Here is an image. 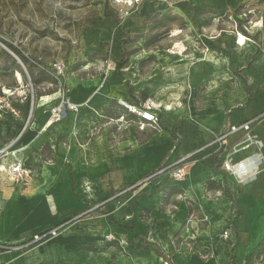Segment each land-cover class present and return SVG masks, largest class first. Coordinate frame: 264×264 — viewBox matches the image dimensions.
<instances>
[{
  "label": "crops",
  "instance_id": "1",
  "mask_svg": "<svg viewBox=\"0 0 264 264\" xmlns=\"http://www.w3.org/2000/svg\"><path fill=\"white\" fill-rule=\"evenodd\" d=\"M206 4L208 0L199 5ZM113 30L110 19L103 17L88 36L117 51L120 40ZM247 44L230 45L229 53L213 50L199 65L201 58H178L167 76L162 73L163 52L147 46L143 55L124 60V72L78 78L67 93L91 113L99 111L93 125L83 122L74 128L70 112L44 126L52 97L46 113L32 111L30 125L14 145L22 147L19 157L30 170L24 186L0 173V241L18 244L34 232L70 221L37 244L1 252L0 264H56L61 258L68 262L57 264H264V147L256 178L239 184L219 169V144L210 143L226 123L250 117L264 141V86L246 94L245 86L242 90L230 81L231 68L242 67L255 50ZM211 79L215 86L204 85L198 93V84ZM141 92L151 95L161 127L118 128L107 138L106 125L94 130L109 109L133 116L115 99ZM182 94L187 95L185 102ZM0 116L1 147L19 131L25 116L10 110ZM72 130L85 141L83 148L73 140ZM175 136L179 141L173 148ZM199 147L184 178L163 176L133 185L159 164ZM8 161L12 163L11 156ZM197 215L201 219L190 223L193 232H186V218ZM229 225L233 244L219 236ZM106 233L112 237L105 239Z\"/></svg>",
  "mask_w": 264,
  "mask_h": 264
},
{
  "label": "rangeland",
  "instance_id": "2",
  "mask_svg": "<svg viewBox=\"0 0 264 264\" xmlns=\"http://www.w3.org/2000/svg\"><path fill=\"white\" fill-rule=\"evenodd\" d=\"M201 1L207 0H144L132 16L118 22L112 0H0V115L7 110L18 113L20 117L26 116L30 109L46 113L49 99L57 97L56 90L61 81L69 89L82 76H105L104 65L108 58L116 61L112 72H124L125 62H118L123 57L127 62L130 56L143 55V48L147 46L163 52L162 73L167 76L169 73L165 71L177 67L178 58L192 57L193 61L205 58L206 54L208 57L213 50L229 53L234 46L232 35L238 31L250 38L248 42L254 45L255 50L242 67L231 68L230 81L237 82L242 90L245 86L246 94L254 87L264 86V0H208L206 6L199 5ZM103 17L110 19L113 33L120 40L117 51L109 44H96L88 36L93 24ZM10 45L18 49L20 55ZM152 47L148 48L151 50ZM188 53L190 55H185ZM163 58L173 59L167 62ZM56 60L65 63L63 75H56L50 67ZM186 67L190 65L187 63ZM245 70H248L247 74H243ZM213 82L216 81L211 79L206 84H198V93L204 85L215 86ZM186 96L182 94L180 100L185 102ZM149 97L151 95L147 92H141L138 96L131 94V99H123L146 103L157 109ZM199 97L198 94L196 99ZM195 106H199L196 101ZM91 111L85 107L74 112L72 126L76 128L83 122L93 125L99 118V111ZM157 112L161 127L158 109ZM118 114L116 109H109L106 115L101 114L103 118L94 130L101 131L103 126L99 125H106L105 138L118 128L124 130L116 119ZM131 118L137 119L135 115ZM128 127L138 129L134 120ZM72 135L78 148H83L85 141L79 138L78 132L74 131ZM61 140L64 144L70 142L68 138ZM8 157L3 155L0 160L3 162L0 173L7 176L5 166L11 163ZM24 182L17 178L14 181L20 186H24ZM234 183L237 182L234 180ZM195 219L199 221L201 218L197 215ZM7 245L3 251L24 248L18 244ZM54 262H68V259Z\"/></svg>",
  "mask_w": 264,
  "mask_h": 264
},
{
  "label": "built area",
  "instance_id": "3",
  "mask_svg": "<svg viewBox=\"0 0 264 264\" xmlns=\"http://www.w3.org/2000/svg\"><path fill=\"white\" fill-rule=\"evenodd\" d=\"M142 1L144 0H112L115 13L117 15V21L122 22L125 18L134 14L138 10ZM50 67L58 76L63 75L66 69L65 63L58 60L52 62ZM115 67L116 61L114 58L106 59L104 74L106 75L107 73L113 71ZM67 91V86H65L64 82L61 81L56 90L57 97L55 98V102L49 107V116L44 126L50 125V122H55L68 117L70 112H74L78 108L79 103L73 101ZM115 102L118 105L123 106L127 113L133 114L137 118L134 119L128 117L125 119L124 114H119L116 119L121 122L120 126H123L122 128H127L132 120L136 122L137 128L140 130L145 129L147 126L153 129L160 127L158 122V112L155 107H151L146 105V103L141 102H127L121 97H117ZM7 104L9 105V103ZM12 110L16 112L14 108H12ZM31 118L32 109L27 112L19 131L9 140L8 143L0 147V160L3 155H9L12 157V164L10 168L15 180L17 178L22 181H26L25 178L30 173L29 167L24 164L18 154V151L22 147H14V145L18 141L24 129L30 125ZM254 122V117L247 118L237 123L228 122L218 133L214 135V138L210 142H217L219 144V169L226 176H231L239 184H245L255 179L262 162V147H264V141H262L258 134L254 131ZM230 138L231 140H229ZM175 141L176 142L173 144V148L176 147L179 141L178 136H175ZM200 149L201 147L181 154L172 161H165L159 164L133 185L146 184L163 176L170 180L184 178L187 174L188 160ZM126 188H123L122 191ZM114 196L115 194L111 195L109 198ZM81 214L82 213H79L78 215H75V217ZM193 219L195 218H186L184 225L186 232L192 231L190 223ZM69 221L70 219L47 229L32 233L28 238L18 243V247H28L55 235ZM230 229L231 225L227 226L219 233V236L222 239L229 240L231 244H233L234 239L231 236ZM111 237L112 236L109 233L104 235L105 239H110ZM7 247L8 245L6 242L0 241V253Z\"/></svg>",
  "mask_w": 264,
  "mask_h": 264
},
{
  "label": "bare ground",
  "instance_id": "4",
  "mask_svg": "<svg viewBox=\"0 0 264 264\" xmlns=\"http://www.w3.org/2000/svg\"><path fill=\"white\" fill-rule=\"evenodd\" d=\"M188 5V4H187ZM226 32V31H225ZM233 33V32H232ZM226 35H229L227 32H226ZM233 42H234V44H235V48H237V47H244V46H246V44L247 43H249L248 41H250V38L249 37H247V36H245L244 34H242L241 32H235L233 35ZM230 37V36H229ZM231 39V38H230ZM252 44V43H251ZM248 45V44H247ZM253 45V44H252ZM250 48H251V46H250ZM209 49H211V48H209ZM242 49V48H241ZM247 50H248V48H247ZM210 51V50H209ZM215 51V50H214ZM207 52V51H206ZM212 52V51H211ZM240 52V51H239ZM205 54V53H204ZM235 54V53H234ZM238 54V53H237ZM206 57H207V54H206ZM210 57V56H209ZM239 57H241V55L239 56ZM213 58V57H212ZM245 58V57H244ZM203 59L205 60L206 58H201L199 61H198V63H197V65H199L200 64V62L201 61H203ZM214 60V59H213ZM220 60V59H219ZM209 61H211V60H209ZM191 62H193L192 60H191ZM205 62V61H204ZM221 62V61H220ZM225 62V61H224ZM162 63H164V60L162 61ZM209 63V62H208ZM191 64H193L194 66L196 65V63L194 64V63H191ZM210 64V63H209ZM211 65V64H210ZM193 66V67H194ZM215 66V65H214ZM222 66H224V64L222 65ZM197 67V66H196ZM211 68H212V66H211ZM212 69H215L216 70V68H212ZM220 71V70H219ZM17 75H18V78H20V74H19V72H17ZM85 106H86V104L85 103H83V104H80L79 103V106H78V108L76 109V111H79V110H81V109H83V108H85ZM76 111H74V112H76ZM8 162V161H7ZM10 162V161H9ZM0 164H1V161H0ZM4 164H5V162H4ZM11 164L12 163H10L9 165H7V166H5V170H6V172H7V174H8V176L12 179V180H14L15 181V178L13 177V174H12V172H11V168H10V166H11Z\"/></svg>",
  "mask_w": 264,
  "mask_h": 264
},
{
  "label": "trees",
  "instance_id": "5",
  "mask_svg": "<svg viewBox=\"0 0 264 264\" xmlns=\"http://www.w3.org/2000/svg\"><path fill=\"white\" fill-rule=\"evenodd\" d=\"M10 47L17 53V54H19L20 55V53H19V51H18V49H16L14 46H12V45H10ZM21 57H23L22 55H21ZM124 57L118 62V64H120L122 61H124ZM26 104L28 105V99L26 100ZM157 251H158V253H160V254H163V252L158 248L157 249Z\"/></svg>",
  "mask_w": 264,
  "mask_h": 264
},
{
  "label": "water",
  "instance_id": "6",
  "mask_svg": "<svg viewBox=\"0 0 264 264\" xmlns=\"http://www.w3.org/2000/svg\"><path fill=\"white\" fill-rule=\"evenodd\" d=\"M21 63V62H20ZM22 64V63H21Z\"/></svg>",
  "mask_w": 264,
  "mask_h": 264
}]
</instances>
